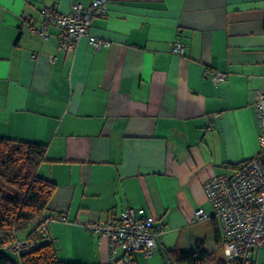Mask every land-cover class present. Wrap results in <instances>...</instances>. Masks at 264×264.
<instances>
[{
    "label": "crops",
    "instance_id": "0c3cea01",
    "mask_svg": "<svg viewBox=\"0 0 264 264\" xmlns=\"http://www.w3.org/2000/svg\"><path fill=\"white\" fill-rule=\"evenodd\" d=\"M93 1L0 0V137L46 145L38 173L57 184L37 242L81 264H172L167 251L198 244L223 261L219 223L190 220L212 211L205 182L260 150L264 0H109L92 21L91 36L110 42L98 51L89 37L59 50L57 26L45 38L23 23ZM214 71L228 78L216 83ZM129 206L164 229L152 256L112 252L86 228ZM253 257L264 264V242Z\"/></svg>",
    "mask_w": 264,
    "mask_h": 264
},
{
    "label": "built area",
    "instance_id": "2783aa9c",
    "mask_svg": "<svg viewBox=\"0 0 264 264\" xmlns=\"http://www.w3.org/2000/svg\"><path fill=\"white\" fill-rule=\"evenodd\" d=\"M109 0H94L90 5L76 4L70 12L63 13L51 8L42 10V22L35 25L31 15H24L23 23L31 34L49 37L48 27L59 28V50L73 51L79 41L89 37L95 51L110 44L109 41L92 37V21L108 15ZM185 44L177 39L172 47L175 53H183ZM36 58V54H31ZM53 63L55 56H50ZM228 74L214 71L216 83L225 81ZM257 118L261 127L260 150L239 169L229 174L215 175L204 184V192L212 211L204 208L195 210L190 223L214 219L219 223L224 239V260L226 264H258L253 257L255 248L264 242V90L257 92L254 100ZM218 117V114H216ZM67 221L65 215L59 217ZM49 217L41 227L46 230ZM87 230L109 240L112 252L123 249L128 255L143 251L152 256L159 246L158 238L164 234L157 219L143 207L129 206L119 215L110 211L105 219H94L87 223ZM37 247L31 239H19L11 246L17 255L30 252Z\"/></svg>",
    "mask_w": 264,
    "mask_h": 264
},
{
    "label": "trees",
    "instance_id": "16d2710c",
    "mask_svg": "<svg viewBox=\"0 0 264 264\" xmlns=\"http://www.w3.org/2000/svg\"><path fill=\"white\" fill-rule=\"evenodd\" d=\"M46 153L44 144L0 137V264H81L61 260L53 241L37 242L57 189L55 182L38 173ZM246 162L233 165V170ZM34 224L37 227L30 230ZM23 233H27L25 239L37 242V247L17 255L11 246ZM5 250L17 257L12 258ZM167 256L172 264H226L225 260L214 259L202 244L192 249L174 248L167 251Z\"/></svg>",
    "mask_w": 264,
    "mask_h": 264
},
{
    "label": "rangeland",
    "instance_id": "374dc122",
    "mask_svg": "<svg viewBox=\"0 0 264 264\" xmlns=\"http://www.w3.org/2000/svg\"><path fill=\"white\" fill-rule=\"evenodd\" d=\"M232 171H230V173H231ZM225 174H229V173H225ZM34 225H32L31 227H33ZM6 251V253L8 254V255H10L12 258H16L17 256L15 255V254H13V252H11V251H9V250H5Z\"/></svg>",
    "mask_w": 264,
    "mask_h": 264
}]
</instances>
